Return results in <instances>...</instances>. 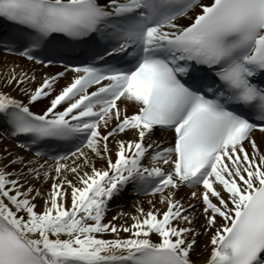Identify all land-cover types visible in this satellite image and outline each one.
<instances>
[{"label":"snow or ice","instance_id":"1","mask_svg":"<svg viewBox=\"0 0 264 264\" xmlns=\"http://www.w3.org/2000/svg\"><path fill=\"white\" fill-rule=\"evenodd\" d=\"M0 35V264H264V0H0Z\"/></svg>","mask_w":264,"mask_h":264},{"label":"bare ground","instance_id":"2","mask_svg":"<svg viewBox=\"0 0 264 264\" xmlns=\"http://www.w3.org/2000/svg\"><path fill=\"white\" fill-rule=\"evenodd\" d=\"M3 58H4V53H0V64H2V61H3ZM9 60H12L14 59L13 57H8ZM58 70H61V69H58V68H53L51 69L52 72H56ZM159 135V133H158ZM120 204H127L128 207L125 208V211L129 210L130 206H131V201L130 200H122L119 202ZM115 207V205L113 206ZM114 214V213H113ZM204 240L202 239L201 240V243L203 244Z\"/></svg>","mask_w":264,"mask_h":264}]
</instances>
